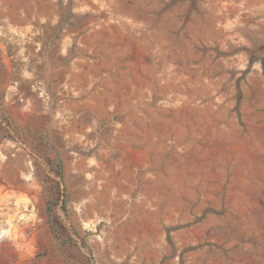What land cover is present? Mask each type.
Masks as SVG:
<instances>
[{
  "label": "rangeland",
  "instance_id": "rangeland-1",
  "mask_svg": "<svg viewBox=\"0 0 264 264\" xmlns=\"http://www.w3.org/2000/svg\"><path fill=\"white\" fill-rule=\"evenodd\" d=\"M0 264H264V0H0Z\"/></svg>",
  "mask_w": 264,
  "mask_h": 264
}]
</instances>
